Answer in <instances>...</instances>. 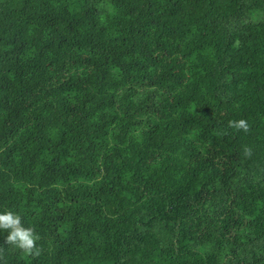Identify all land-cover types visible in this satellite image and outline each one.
Returning a JSON list of instances; mask_svg holds the SVG:
<instances>
[{
	"label": "trees",
	"instance_id": "1",
	"mask_svg": "<svg viewBox=\"0 0 264 264\" xmlns=\"http://www.w3.org/2000/svg\"><path fill=\"white\" fill-rule=\"evenodd\" d=\"M8 210L0 264H264V0H0Z\"/></svg>",
	"mask_w": 264,
	"mask_h": 264
},
{
	"label": "clouds",
	"instance_id": "2",
	"mask_svg": "<svg viewBox=\"0 0 264 264\" xmlns=\"http://www.w3.org/2000/svg\"><path fill=\"white\" fill-rule=\"evenodd\" d=\"M228 128L236 131L248 133L250 126L245 119L229 120ZM244 155L251 157L252 149L248 146L244 147ZM0 231L7 232L5 243L20 250L23 254L32 257H39L42 249L37 246L39 236L31 227H25L22 223V217L11 211L0 212ZM4 249L0 246V259H3Z\"/></svg>",
	"mask_w": 264,
	"mask_h": 264
}]
</instances>
